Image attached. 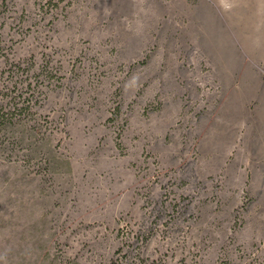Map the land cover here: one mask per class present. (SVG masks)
<instances>
[{
	"label": "rangeland",
	"instance_id": "1",
	"mask_svg": "<svg viewBox=\"0 0 264 264\" xmlns=\"http://www.w3.org/2000/svg\"><path fill=\"white\" fill-rule=\"evenodd\" d=\"M0 264H264V0H0Z\"/></svg>",
	"mask_w": 264,
	"mask_h": 264
},
{
	"label": "trees",
	"instance_id": "2",
	"mask_svg": "<svg viewBox=\"0 0 264 264\" xmlns=\"http://www.w3.org/2000/svg\"><path fill=\"white\" fill-rule=\"evenodd\" d=\"M0 111H1V109H0ZM2 115H4V113H2V114L0 115V117H2ZM0 129H2V128H0Z\"/></svg>",
	"mask_w": 264,
	"mask_h": 264
}]
</instances>
